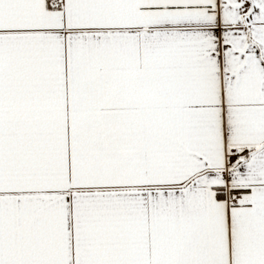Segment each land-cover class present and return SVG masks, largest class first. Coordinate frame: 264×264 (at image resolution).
Wrapping results in <instances>:
<instances>
[{"label": "snow or ice", "instance_id": "6c2138e0", "mask_svg": "<svg viewBox=\"0 0 264 264\" xmlns=\"http://www.w3.org/2000/svg\"><path fill=\"white\" fill-rule=\"evenodd\" d=\"M0 264H264V0H0Z\"/></svg>", "mask_w": 264, "mask_h": 264}]
</instances>
